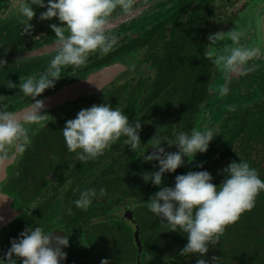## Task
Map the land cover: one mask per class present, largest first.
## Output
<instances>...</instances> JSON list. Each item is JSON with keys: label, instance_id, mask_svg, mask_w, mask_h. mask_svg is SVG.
Segmentation results:
<instances>
[{"label": "flooded vegetation", "instance_id": "af4514ba", "mask_svg": "<svg viewBox=\"0 0 264 264\" xmlns=\"http://www.w3.org/2000/svg\"><path fill=\"white\" fill-rule=\"evenodd\" d=\"M253 1L137 0L133 15L123 16L119 9L113 14L116 46L107 55H90L82 67L62 69L55 88L37 98L48 119L27 125L30 146L0 168V219H11L0 228V259L23 231L42 226L54 232V248L55 237L69 238L68 247L60 246L67 254L60 264H101L104 259L109 264H159L160 234L169 227L147 206L160 188L142 179L159 170L158 161L142 159L154 151L149 141L157 131L168 140L193 129H211L215 136L206 153H197L191 163L185 157L184 166L165 173L163 186L174 188L178 175L207 171L219 187L226 178L223 170L233 161L248 162L264 180V93L228 106L221 117L210 113L220 96L222 71L205 55L221 51L217 44L208 46V36L227 33ZM20 2L14 6L13 0H0V61H6L0 65V107L23 113L33 98L6 84L19 85L20 77L47 69L55 54L50 25H61L58 18L41 20L46 7L33 5V31L25 33ZM101 104L119 105L131 122L142 123V147L135 152L122 137L97 159L81 162L68 150L62 130L80 110ZM87 189H104L105 195L93 198L87 209L76 207ZM181 243L186 246L187 238Z\"/></svg>", "mask_w": 264, "mask_h": 264}, {"label": "clouds", "instance_id": "9594fccd", "mask_svg": "<svg viewBox=\"0 0 264 264\" xmlns=\"http://www.w3.org/2000/svg\"><path fill=\"white\" fill-rule=\"evenodd\" d=\"M15 3L13 0L14 6ZM136 3L137 0H48L46 5L45 0H21L18 9L25 18V33L33 31L31 22L36 16L33 5L46 7L47 10L40 14L41 20L58 18L61 26L50 25L55 33L51 46L55 54L47 69L38 76L20 77L19 85L9 80L6 84L10 89L18 87L21 94L32 97L34 103L23 113L8 110L7 106L0 107V168L9 165L30 146L27 125L48 119V114H41L44 102L37 98L46 90L55 88L63 68H79L92 54L110 53L118 43L117 36L111 33L113 14L119 9L121 15L131 16ZM208 40L211 42L209 47L225 40L232 42L231 45L225 44L222 51L205 53L226 78L229 74L245 76L255 71L256 65L249 66V61L260 57L261 47L240 44L239 30L234 28L227 33L210 34ZM5 64L6 61H0V65ZM228 92L226 85L220 86L221 96ZM141 130L142 123L139 120L131 122L119 105L113 109L110 104H101L80 110L75 119L66 122L62 135L68 150L77 153L79 161L87 162L103 155L122 137L125 138L123 143L136 152L142 147ZM214 137L211 129H193L190 134L180 132L173 140H168L157 131L149 141L154 151L150 155L147 152L142 158L145 162H159L158 171L146 172L142 176L146 183L151 182L160 188L147 206L158 218L166 221L162 225L168 226L171 232L179 230L187 236L188 243L179 253L183 256H206L209 245L218 244L226 229L238 222L245 212L251 211L259 194L264 192V180L246 161H233L226 167L223 170L226 178L219 187L212 182L213 177L207 171L178 175L174 188L163 186L165 173H175L184 166L185 157L191 163L197 153H206ZM164 144L175 146L178 151L166 152L162 147ZM104 195V189L98 193L96 189L81 191L75 205L87 209L93 198ZM53 233L42 226L27 228L19 240L11 241V247L5 258L0 259V264H17L18 261L22 264H60L62 259H67L60 246L68 247L69 238L67 235L55 237L58 247L54 248ZM211 260L212 264H218L217 257L213 256ZM101 264H109V261L104 259ZM197 264H208V261L198 258Z\"/></svg>", "mask_w": 264, "mask_h": 264}, {"label": "trees", "instance_id": "16d2710c", "mask_svg": "<svg viewBox=\"0 0 264 264\" xmlns=\"http://www.w3.org/2000/svg\"><path fill=\"white\" fill-rule=\"evenodd\" d=\"M187 236L181 232H171L162 229L159 244V264H197L198 258H203L212 264L213 256L218 258V264H264V192L256 199L255 207L245 212L238 222L230 225L220 242L209 245V252L204 257L197 255L180 256L184 248L181 241ZM175 242L170 243V240ZM176 239V240H175ZM175 256H179L175 259Z\"/></svg>", "mask_w": 264, "mask_h": 264}, {"label": "water", "instance_id": "95a60500", "mask_svg": "<svg viewBox=\"0 0 264 264\" xmlns=\"http://www.w3.org/2000/svg\"><path fill=\"white\" fill-rule=\"evenodd\" d=\"M260 21L258 24L257 21ZM241 32L240 44L246 46L259 45L261 47V55L254 61H249V66L256 65L255 71L245 76H233L231 74L226 78L222 71V77L218 81L219 87L226 85L229 92L225 96L217 97L210 109V113H218L217 117H221L223 112L232 104H242L243 102L254 101L260 94L264 93V0L253 1L246 10L240 15L233 29ZM231 45L230 40L218 42V48L222 51L224 45ZM223 106V107H221ZM11 220V219H10ZM8 220V221H10ZM8 221L0 219V228L2 224H8ZM135 240L139 247V253L142 251L139 229L135 232ZM181 256V255H180ZM179 256H175V259ZM169 260L168 263H173Z\"/></svg>", "mask_w": 264, "mask_h": 264}]
</instances>
